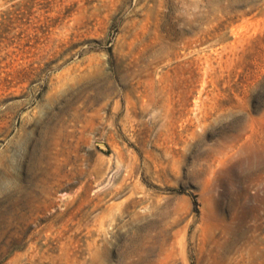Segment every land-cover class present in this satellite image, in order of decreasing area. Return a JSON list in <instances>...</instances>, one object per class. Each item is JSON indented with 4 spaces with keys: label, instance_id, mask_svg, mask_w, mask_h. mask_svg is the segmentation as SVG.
Listing matches in <instances>:
<instances>
[{
    "label": "rangeland",
    "instance_id": "rangeland-1",
    "mask_svg": "<svg viewBox=\"0 0 264 264\" xmlns=\"http://www.w3.org/2000/svg\"><path fill=\"white\" fill-rule=\"evenodd\" d=\"M0 264H264V0H0Z\"/></svg>",
    "mask_w": 264,
    "mask_h": 264
}]
</instances>
